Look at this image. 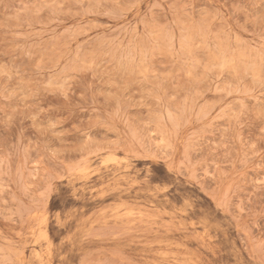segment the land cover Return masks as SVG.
Listing matches in <instances>:
<instances>
[{"label": "rangeland", "instance_id": "374dc122", "mask_svg": "<svg viewBox=\"0 0 264 264\" xmlns=\"http://www.w3.org/2000/svg\"><path fill=\"white\" fill-rule=\"evenodd\" d=\"M0 264H264V0H0Z\"/></svg>", "mask_w": 264, "mask_h": 264}]
</instances>
